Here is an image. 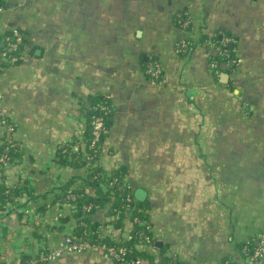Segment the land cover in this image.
I'll use <instances>...</instances> for the list:
<instances>
[{
    "label": "crops",
    "instance_id": "crops-1",
    "mask_svg": "<svg viewBox=\"0 0 264 264\" xmlns=\"http://www.w3.org/2000/svg\"><path fill=\"white\" fill-rule=\"evenodd\" d=\"M10 31L26 39L0 69V117L20 145L0 173L18 192L0 208V264H120L103 249L39 261L74 232L66 192L105 194L72 155L86 153L99 96L112 116L95 164L148 208L140 264H264L242 250L264 237V0H3L2 45ZM215 38L233 66H211ZM5 133L0 120V144ZM90 217L102 237L131 238L113 199Z\"/></svg>",
    "mask_w": 264,
    "mask_h": 264
},
{
    "label": "trees",
    "instance_id": "trees-1",
    "mask_svg": "<svg viewBox=\"0 0 264 264\" xmlns=\"http://www.w3.org/2000/svg\"><path fill=\"white\" fill-rule=\"evenodd\" d=\"M3 7V0H0V10ZM22 34V41L18 43V48L16 50L9 51L7 36H11L12 32H8L6 34V41L2 45L0 42V48L6 50L7 53L16 56L19 61L22 56V50L24 48L25 35ZM14 39L11 37L9 41H13ZM218 41L221 45L220 40L217 38L213 39ZM192 45H189V49ZM193 48V46H192ZM221 52L219 56H213L210 59V64L213 63L218 67L220 62L229 61V63L233 66L234 58L232 56V52L228 49V46H222ZM6 64V61L2 62V66ZM151 72V71H150ZM106 107L105 111L101 110V107ZM97 115H103L104 121L109 130L112 116V102L105 96H99L95 99L93 107L90 110V127L89 134L86 140V153L84 156L79 152L77 154H72L76 160H80L88 166L89 175L88 177L93 182H99L101 180L107 184L105 194L100 196L99 198L89 199L81 193V191L69 190L65 194V198L69 200L75 206V215H76V226L74 228L73 236L76 238L87 240L91 244H106L110 246H114L116 248H125V254L123 259L115 260L120 264H140L139 253L136 250V245L140 243H145L150 238V222L148 219L147 206L144 202L137 201L135 196L130 189L128 183L124 180L123 174L120 173H111L109 176L100 174L98 170V166H96L95 162L98 158L99 154V146L103 139L106 137L108 132L102 136V138L98 141L95 147H90L91 145V122L93 118ZM89 146V147H88ZM20 145L13 139V136L10 138H3L2 143L0 144V155L4 154L7 156L8 160L11 164L17 161L19 158ZM18 197V192L16 188L9 187L5 183L2 182L0 178V208L5 207L12 200H15ZM106 198H111L114 200V212L119 215V217H123L124 215H130L134 221V229L131 234V238L127 241H114L109 238L102 237L97 231V225L92 222L91 214L95 211V209L99 206V203ZM137 219V221H135ZM262 237H256L248 240L246 243L242 245L243 254L246 258L252 257L254 252L257 249V244L261 240ZM47 252H44V254ZM40 258V257H39ZM261 260V259H259ZM164 264H186L184 261L179 259L176 256L167 257L164 261ZM220 264H235L232 261L225 260Z\"/></svg>",
    "mask_w": 264,
    "mask_h": 264
},
{
    "label": "built area",
    "instance_id": "built-area-1",
    "mask_svg": "<svg viewBox=\"0 0 264 264\" xmlns=\"http://www.w3.org/2000/svg\"><path fill=\"white\" fill-rule=\"evenodd\" d=\"M11 32H12V35L7 36V40H8L7 47H9L8 48L9 51L16 50L18 48V43L22 41V34L19 31H11ZM11 37L14 39L13 41H9ZM187 49H188V44L183 42L180 45V51L185 52L187 51ZM17 59L18 58L16 56H13L7 53L6 50H3L0 48V69L2 68L3 61L14 63L17 61ZM211 66L215 67L216 65L211 63ZM156 73L157 72H154V75H157ZM0 103H1V94H0ZM101 110L105 111L106 107L105 106L101 107ZM0 120L6 126L5 137L10 138L12 136L13 127L9 123H7V121L4 118L0 117ZM107 132L108 130H107L103 115L95 116L91 122V129H90L91 145L90 147L92 148L95 147L98 141ZM10 165L11 163L8 160L7 156L4 154L0 155V173L3 169H5L6 167ZM135 221H137V219H135ZM93 249H103L106 252V255L114 260L123 259V256L126 251L125 248H116L114 246H110L106 244H101V245L91 244L87 240L76 238L73 236V233H69L65 236L62 246L59 249L42 254L39 258V261L47 262L49 260L56 259L65 252H83L86 250H93ZM250 259L252 260L264 259V237L261 238V240L258 242L257 249L254 252L253 256L250 257ZM138 262L140 263V261Z\"/></svg>",
    "mask_w": 264,
    "mask_h": 264
},
{
    "label": "water",
    "instance_id": "water-1",
    "mask_svg": "<svg viewBox=\"0 0 264 264\" xmlns=\"http://www.w3.org/2000/svg\"><path fill=\"white\" fill-rule=\"evenodd\" d=\"M145 194H146L145 191H143L142 189H138L136 191V197L139 200H144Z\"/></svg>",
    "mask_w": 264,
    "mask_h": 264
},
{
    "label": "rangeland",
    "instance_id": "rangeland-1",
    "mask_svg": "<svg viewBox=\"0 0 264 264\" xmlns=\"http://www.w3.org/2000/svg\"><path fill=\"white\" fill-rule=\"evenodd\" d=\"M141 263V262H140Z\"/></svg>",
    "mask_w": 264,
    "mask_h": 264
}]
</instances>
